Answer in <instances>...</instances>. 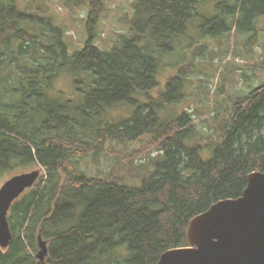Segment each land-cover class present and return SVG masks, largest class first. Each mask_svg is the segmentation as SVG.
Here are the masks:
<instances>
[{"label": "trees", "instance_id": "16d2710c", "mask_svg": "<svg viewBox=\"0 0 264 264\" xmlns=\"http://www.w3.org/2000/svg\"><path fill=\"white\" fill-rule=\"evenodd\" d=\"M83 1L89 40L71 55L62 28L48 23L49 34L41 16L21 10L25 2L0 0V172L34 164L45 171L11 209L13 240L0 249V264H157L166 251L189 246L194 217L240 198L248 176L264 173V85L235 100L213 143L189 112L161 117L188 81L182 66L164 82L165 57L207 0H134L127 33L109 50L95 46L106 0ZM230 1L219 5L227 15L208 22L207 33L230 31V20L251 32L264 17V0ZM66 70L89 82L84 105L56 93ZM122 108L127 118H107ZM114 141L158 151L139 166V182L82 172V161ZM39 237L49 242L46 261L37 257Z\"/></svg>", "mask_w": 264, "mask_h": 264}, {"label": "rangeland", "instance_id": "374dc122", "mask_svg": "<svg viewBox=\"0 0 264 264\" xmlns=\"http://www.w3.org/2000/svg\"><path fill=\"white\" fill-rule=\"evenodd\" d=\"M22 2H25V6L20 8L24 13L31 16L38 14L45 24L53 22L54 25L62 28L69 54L73 55L84 48L89 40L87 2L20 0V3ZM224 2L231 3L230 0L203 2L198 9L199 16L188 24L185 33L176 39L173 51L165 57L166 66H171V69L163 71L164 82H167L177 75V67L186 66L188 81L179 92L182 97L180 102L171 105V108L161 113V117L166 120L176 118L185 112L191 113L196 131L206 139L205 143L207 141L213 143L221 138L218 126L225 120L228 121L229 109H232L237 98L246 96L264 85V17L256 21L255 29L251 32H247L238 24L232 26L230 20L227 22L228 28L233 27L230 31H224L219 36H215V33H207L208 22L226 17L227 13L219 7ZM133 3L134 0L105 1L106 8L97 30L96 47L109 50L118 42L120 35L127 33L126 15L131 14ZM239 18L244 19L243 15L241 17L238 15ZM45 24L44 27L50 34V26L47 27ZM24 27L35 29L33 23ZM199 47L203 50L202 55L201 50H197ZM75 77L77 82H83L81 92L77 89ZM55 88L57 94L61 93L66 100L71 99L72 105L78 107L86 102L89 82L85 83L83 73L76 76L70 70H66L57 79ZM125 117H128V109L125 108L107 113V118L113 121ZM103 152L98 158L90 157L81 162V170L88 177H105L109 173H114L119 177L124 176L127 181L130 180L128 177L134 176L132 180L139 182L140 175L145 174L139 166L159 155L156 149L147 146L143 141L109 142ZM212 157L213 152L208 151L204 154L206 160ZM39 169H42V177L45 171L39 164L30 167L17 166L11 171L0 172V189L12 177ZM30 190H27L26 194ZM48 246L49 242L39 237L37 257L41 261H46L48 258Z\"/></svg>", "mask_w": 264, "mask_h": 264}, {"label": "water", "instance_id": "95a60500", "mask_svg": "<svg viewBox=\"0 0 264 264\" xmlns=\"http://www.w3.org/2000/svg\"><path fill=\"white\" fill-rule=\"evenodd\" d=\"M42 169L16 175L0 189V249L13 240L9 213L34 188ZM189 246L166 251L157 264H264V173L248 176L238 199H226L194 217L187 226Z\"/></svg>", "mask_w": 264, "mask_h": 264}]
</instances>
